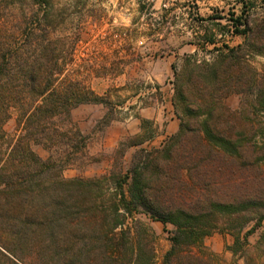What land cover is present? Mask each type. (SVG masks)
Returning <instances> with one entry per match:
<instances>
[{
    "label": "rangeland",
    "instance_id": "374dc122",
    "mask_svg": "<svg viewBox=\"0 0 264 264\" xmlns=\"http://www.w3.org/2000/svg\"><path fill=\"white\" fill-rule=\"evenodd\" d=\"M239 17L250 29L248 43L245 36L234 33ZM28 43L32 55L41 44L55 49L59 65H64L59 66L57 87L70 93L91 92L106 104L72 109L67 117L55 120L57 129L48 138L38 136V142L30 143L41 160L51 162L46 179L52 185L42 189L59 192L58 199L38 208L46 209L58 225L53 238L59 241L51 249H59H36L40 240L32 236L8 248L19 264H81L85 256L103 264L110 260L107 256L117 255L122 264H130V252H119L111 241L113 234L115 241L120 240L124 231L133 240L140 237L145 249L152 250L153 264H162L171 248L168 232L173 228L135 213L126 215L123 226L112 231L118 196L108 179L125 175L134 160L142 158V151L161 149L181 124L194 128L202 121L177 105L174 87L179 82L185 88L192 86L188 111L197 112V104L209 92L220 124L243 118L241 113L249 111L250 120L241 124L251 122L257 137H264V118L252 114L250 106L257 94L264 93V0H0V49L13 51ZM229 49L236 51L232 69L237 81L222 85L218 92L203 89L210 79L206 68L222 69ZM191 70L199 75L192 77L194 81L189 80ZM169 118L177 130L160 139ZM20 119L17 110L10 111L3 125L6 138L0 143L3 153L23 133ZM70 180L98 183L89 187L91 196L78 183L68 187L53 183ZM216 223L200 249L211 264H264V222L246 237L247 245L240 242V252L234 256L230 249L237 232L228 230L223 219Z\"/></svg>",
    "mask_w": 264,
    "mask_h": 264
},
{
    "label": "trees",
    "instance_id": "16d2710c",
    "mask_svg": "<svg viewBox=\"0 0 264 264\" xmlns=\"http://www.w3.org/2000/svg\"><path fill=\"white\" fill-rule=\"evenodd\" d=\"M241 25L244 29H239ZM233 26L235 34L245 36L247 43L251 40L245 18L239 17ZM29 45L13 51L0 49V143L5 141L3 125L11 110H17L23 131L8 152L3 153L0 145V264H19L8 247L19 245L25 237L40 240L36 249H59H51L59 241L53 238V232L59 231L58 225L46 209L38 208L42 202L58 199L59 192L51 194L42 189L52 185L46 179L51 162L41 160L30 143L38 142V136L48 138L50 131L57 129L55 120L67 117L72 109L83 104H106L91 92L70 93L57 87L62 74L59 66L64 65H59L55 49L49 43L41 44L37 54L32 55ZM235 56L236 51L229 49L228 62L222 69L206 68L210 79L203 89L218 92L222 85L231 86L237 81L232 69ZM190 72L189 80L194 81L192 77L197 78L198 72ZM189 85L185 88L177 83L174 98L183 112L196 120L202 118L198 126L181 124L161 149L142 151V158L135 159L125 175H111L108 179L113 181L118 196L113 205L116 221L112 231L123 226L126 215L135 213L173 228L168 232L171 248L162 264H211L200 249L203 240L215 230L218 219L228 224V230L237 232L230 249L233 256L240 252V242L247 245L246 237L264 222V137H257L251 122L241 124L250 120L249 111L241 113L243 118L232 117L236 123L232 120L220 124L218 108L209 92L202 104H197V112L188 111L186 102L192 91ZM250 106L252 114L264 118V93L257 94ZM261 132L264 135V128ZM53 183L61 187L78 183L83 193L91 196L89 187H96L98 181ZM247 226L250 229L241 238ZM4 234H8L6 242L2 241ZM114 236L113 246L121 253L129 251L128 261L133 257L130 264H142V258L147 259L145 264H153L152 250L145 249L147 245L142 244L140 237L133 240L131 233L124 231L120 240L115 241ZM261 239L264 240V233ZM117 256H107L110 260L103 264H122ZM81 264L102 263L85 256Z\"/></svg>",
    "mask_w": 264,
    "mask_h": 264
},
{
    "label": "crops",
    "instance_id": "0c3cea01",
    "mask_svg": "<svg viewBox=\"0 0 264 264\" xmlns=\"http://www.w3.org/2000/svg\"><path fill=\"white\" fill-rule=\"evenodd\" d=\"M169 124H167V128L165 129V133L163 135H159L160 139H164L168 136L174 134L177 130V126L175 125V120L172 118L168 119Z\"/></svg>",
    "mask_w": 264,
    "mask_h": 264
}]
</instances>
